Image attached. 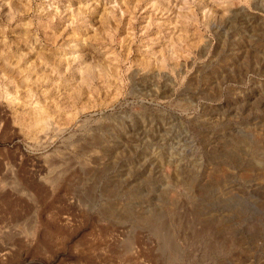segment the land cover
Instances as JSON below:
<instances>
[{"label": "rangeland", "instance_id": "rangeland-1", "mask_svg": "<svg viewBox=\"0 0 264 264\" xmlns=\"http://www.w3.org/2000/svg\"><path fill=\"white\" fill-rule=\"evenodd\" d=\"M0 264H264V0H0Z\"/></svg>", "mask_w": 264, "mask_h": 264}, {"label": "bare ground", "instance_id": "bare-ground-1", "mask_svg": "<svg viewBox=\"0 0 264 264\" xmlns=\"http://www.w3.org/2000/svg\"><path fill=\"white\" fill-rule=\"evenodd\" d=\"M20 72V71H19ZM43 108V107H42ZM42 114H44V113H42ZM41 114V117L40 118H37V120L39 119V123L38 124H40V128H41V131H43V129L44 130H47V127L49 126V124L51 123L50 121H49V119L47 120V119H45V117L43 116ZM47 117V116H46ZM35 120V119H34ZM33 120V121H34ZM36 122V121H35ZM32 123H34V122H32ZM35 124V123H34ZM32 125V124H31ZM35 129V128H34Z\"/></svg>", "mask_w": 264, "mask_h": 264}]
</instances>
